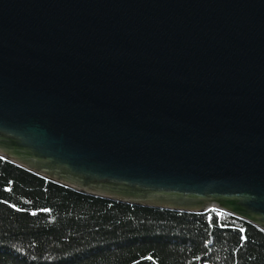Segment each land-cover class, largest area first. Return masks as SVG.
Returning <instances> with one entry per match:
<instances>
[{
  "label": "water",
  "instance_id": "95a60500",
  "mask_svg": "<svg viewBox=\"0 0 264 264\" xmlns=\"http://www.w3.org/2000/svg\"><path fill=\"white\" fill-rule=\"evenodd\" d=\"M0 156L264 231V0H0Z\"/></svg>",
  "mask_w": 264,
  "mask_h": 264
},
{
  "label": "trees",
  "instance_id": "16d2710c",
  "mask_svg": "<svg viewBox=\"0 0 264 264\" xmlns=\"http://www.w3.org/2000/svg\"><path fill=\"white\" fill-rule=\"evenodd\" d=\"M0 264H264V231L80 192L0 156Z\"/></svg>",
  "mask_w": 264,
  "mask_h": 264
}]
</instances>
